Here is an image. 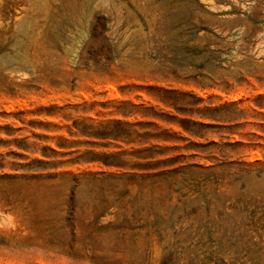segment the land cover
<instances>
[{"label":"rangeland","instance_id":"1","mask_svg":"<svg viewBox=\"0 0 264 264\" xmlns=\"http://www.w3.org/2000/svg\"><path fill=\"white\" fill-rule=\"evenodd\" d=\"M0 264H264V0H0Z\"/></svg>","mask_w":264,"mask_h":264}]
</instances>
